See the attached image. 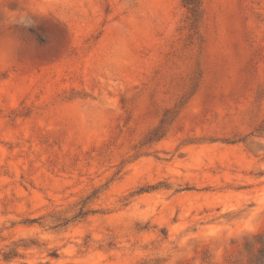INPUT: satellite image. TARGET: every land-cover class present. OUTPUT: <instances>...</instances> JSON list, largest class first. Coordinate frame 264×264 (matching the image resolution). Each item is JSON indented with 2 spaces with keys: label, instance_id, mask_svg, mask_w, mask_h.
Instances as JSON below:
<instances>
[{
  "label": "rangeland",
  "instance_id": "obj_1",
  "mask_svg": "<svg viewBox=\"0 0 264 264\" xmlns=\"http://www.w3.org/2000/svg\"><path fill=\"white\" fill-rule=\"evenodd\" d=\"M0 264H264V0H0Z\"/></svg>",
  "mask_w": 264,
  "mask_h": 264
}]
</instances>
